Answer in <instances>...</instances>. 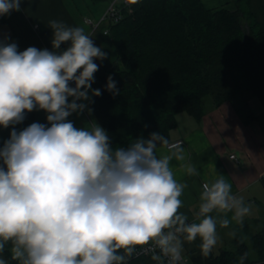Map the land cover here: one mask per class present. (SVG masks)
Masks as SVG:
<instances>
[{
    "label": "clouds",
    "instance_id": "obj_1",
    "mask_svg": "<svg viewBox=\"0 0 264 264\" xmlns=\"http://www.w3.org/2000/svg\"><path fill=\"white\" fill-rule=\"evenodd\" d=\"M22 2L0 0V16L21 11ZM48 27L51 51H19L15 42L0 39V128L12 126L0 147V264H8L6 248L18 264H129L137 248L156 264H182L184 241L197 238L209 256L218 242L217 225L230 223L227 213L242 223L252 205L218 174L202 184L189 222L179 211L188 185L176 179L171 164L186 160L182 142L153 132L113 148L95 120L75 127L68 120L73 113L92 115L89 91L101 95L91 85L95 61L107 53L83 28L57 20ZM63 44L68 46L61 51ZM106 88L119 95L111 76ZM34 110L47 113V124L17 131L15 125ZM180 169L199 175L191 163Z\"/></svg>",
    "mask_w": 264,
    "mask_h": 264
},
{
    "label": "trees",
    "instance_id": "obj_2",
    "mask_svg": "<svg viewBox=\"0 0 264 264\" xmlns=\"http://www.w3.org/2000/svg\"><path fill=\"white\" fill-rule=\"evenodd\" d=\"M208 1L122 0L116 8L121 18L110 35L119 57L94 73L101 95L90 104L111 143L126 148L153 132L171 142L179 116L200 120L209 102L246 106L257 98L264 106V0ZM109 76L119 89L115 97L106 88ZM248 235L219 253L194 255V263L238 264L248 253L244 264H264V221ZM4 254L17 262L7 248ZM130 264L156 262L144 255Z\"/></svg>",
    "mask_w": 264,
    "mask_h": 264
},
{
    "label": "crops",
    "instance_id": "obj_3",
    "mask_svg": "<svg viewBox=\"0 0 264 264\" xmlns=\"http://www.w3.org/2000/svg\"><path fill=\"white\" fill-rule=\"evenodd\" d=\"M121 2L122 0H103L93 3V6L90 4L84 13L82 12L84 6L80 0H23L20 5L21 11H13L0 18V39L7 37V42H15L19 51L28 47L51 51L52 30L48 27V22L61 21L69 27L83 28L86 34L92 36L95 45L107 53L106 59L95 61L99 65V70L104 64L115 62L119 57L110 35L112 22L99 21L111 6L117 8ZM67 46L61 45L60 50L66 49ZM91 88L95 89L93 85ZM89 96L91 99L94 97L91 96V90ZM88 106L91 107L90 104ZM46 116L47 113L43 110L26 113L25 120L15 125V128L20 131L35 122L47 124ZM68 120L77 128L84 127L92 120L102 127L94 112L91 116L87 111L80 115L73 113ZM11 130L12 126L7 129L0 128V147L10 138ZM177 140L184 141L182 145L186 160L180 162L173 159L171 164L176 179L188 185L181 197L184 206L179 211L187 215L189 221H193L198 211L202 184L215 179L218 174L224 175L232 184V193L242 197L246 204L252 205V208L242 223L232 220L233 214L227 213L226 218L230 223L226 227L217 225L218 242L213 253L231 247L236 238L247 240L248 233L258 229L264 221L263 104L257 98L249 99L246 106L232 101H225L217 106L209 102L207 112L200 120L186 114L179 116V125L172 133L171 142ZM111 146L122 147L119 143H111ZM232 154H235L234 158L231 157ZM182 163L194 165L199 175L189 177L184 174L180 169ZM211 215L215 217L217 213L213 212ZM200 243L199 238L183 243L182 253L192 259L193 263V256L202 253ZM3 258L10 264L4 253Z\"/></svg>",
    "mask_w": 264,
    "mask_h": 264
},
{
    "label": "built area",
    "instance_id": "obj_4",
    "mask_svg": "<svg viewBox=\"0 0 264 264\" xmlns=\"http://www.w3.org/2000/svg\"><path fill=\"white\" fill-rule=\"evenodd\" d=\"M130 1L131 0H125V3L129 4ZM2 17H4V16H0V18H2ZM120 18H121V14L119 13V10H117L114 6H111L110 9L108 10V12L105 14V16L99 21V23H102L105 21L113 22V21L119 20ZM89 22H91V20H89ZM36 27L38 28V26H36ZM177 141L182 142V144L184 143L183 140H177ZM174 142H176V141H174ZM231 157L234 158L235 154H232ZM189 222H192V221H189ZM137 253L138 254L134 255V256L138 257V256H144V255H151V254H144L143 250L141 248H137ZM129 264H130V260H129ZM182 264H185V258H184L183 253H182Z\"/></svg>",
    "mask_w": 264,
    "mask_h": 264
},
{
    "label": "rangeland",
    "instance_id": "obj_5",
    "mask_svg": "<svg viewBox=\"0 0 264 264\" xmlns=\"http://www.w3.org/2000/svg\"><path fill=\"white\" fill-rule=\"evenodd\" d=\"M80 2H81V4L85 7H83L82 9V12H84V13H86L87 12V9H88V6H90V4L92 5L93 4V2L91 1V0H80ZM208 3L210 4V6H211V0H209L208 1ZM219 3H220V1H219ZM221 5H224V3L223 4H221ZM225 5H227V4H225ZM93 6V5H92ZM227 7H230V8H232L233 7V5H232V3H230V5H227ZM186 116H188L187 114H186ZM243 236V235H242ZM185 256V255H184ZM185 258V264H194L193 263V261H192V259H190V258H187L186 256L184 257ZM187 258V259H186ZM190 259V260H189Z\"/></svg>",
    "mask_w": 264,
    "mask_h": 264
},
{
    "label": "snow or ice",
    "instance_id": "obj_6",
    "mask_svg": "<svg viewBox=\"0 0 264 264\" xmlns=\"http://www.w3.org/2000/svg\"><path fill=\"white\" fill-rule=\"evenodd\" d=\"M133 2H134V0H133Z\"/></svg>",
    "mask_w": 264,
    "mask_h": 264
}]
</instances>
